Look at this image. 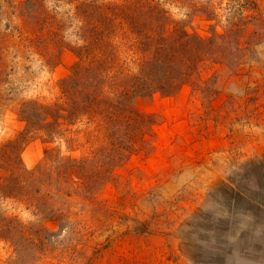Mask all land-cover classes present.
Instances as JSON below:
<instances>
[{
  "label": "rangeland",
  "instance_id": "1",
  "mask_svg": "<svg viewBox=\"0 0 264 264\" xmlns=\"http://www.w3.org/2000/svg\"><path fill=\"white\" fill-rule=\"evenodd\" d=\"M263 248L264 0H0V264Z\"/></svg>",
  "mask_w": 264,
  "mask_h": 264
},
{
  "label": "bare ground",
  "instance_id": "2",
  "mask_svg": "<svg viewBox=\"0 0 264 264\" xmlns=\"http://www.w3.org/2000/svg\"><path fill=\"white\" fill-rule=\"evenodd\" d=\"M168 113V112H167ZM164 140V139H163ZM153 162V161H152ZM239 246V245H238ZM257 249V248H256ZM264 249V248H263ZM252 251V250H251Z\"/></svg>",
  "mask_w": 264,
  "mask_h": 264
}]
</instances>
